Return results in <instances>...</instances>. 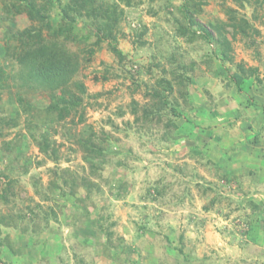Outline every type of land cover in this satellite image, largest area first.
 <instances>
[{
  "label": "rangeland",
  "instance_id": "obj_1",
  "mask_svg": "<svg viewBox=\"0 0 264 264\" xmlns=\"http://www.w3.org/2000/svg\"><path fill=\"white\" fill-rule=\"evenodd\" d=\"M6 1L14 0H0V66L12 89L0 92V194L12 184L0 201L8 219L0 222V264H264V10L256 19L252 5L204 0L189 39L177 32L190 26L183 0H100L124 11L112 41L123 56L78 26L67 47L80 58L83 106L37 131L58 147L54 162L30 137L37 132L18 101L21 94L25 104L47 106L50 93L18 88L20 65L4 60L7 34L32 25L26 15L7 19ZM228 9L260 35L233 39L226 27L234 61L223 64L213 26L228 21ZM49 15L58 22L62 11L54 5ZM239 65L258 77L238 84ZM162 78L172 82L178 115L167 108L146 120ZM10 118L19 126L8 128ZM91 129L107 154L97 175L78 144Z\"/></svg>",
  "mask_w": 264,
  "mask_h": 264
},
{
  "label": "trees",
  "instance_id": "obj_2",
  "mask_svg": "<svg viewBox=\"0 0 264 264\" xmlns=\"http://www.w3.org/2000/svg\"><path fill=\"white\" fill-rule=\"evenodd\" d=\"M41 1H44V3L41 2L42 4H40L39 0H14L12 3L6 1L3 8L4 12L7 13V19L26 15L32 23L31 26L25 28L19 34H7L8 44L3 50L4 60H13L20 65L17 73L18 88L29 92L34 90L35 92L45 91L50 93L51 104L47 106H30L24 103V98L20 93L18 95V101L23 105L25 113L29 114L28 118L32 121L31 126L36 132L39 130V125L46 126L56 121L61 122L72 113L78 114L83 106L82 96L87 93V88L83 83L75 81V77L80 71V58L67 47L68 42H75L78 39L79 34L75 31L80 24H86L88 29L95 31L99 37L97 44L110 41L109 44L114 54L120 57L123 56L117 45L112 43L113 40H117L116 28L124 14V11H119V6L116 3L110 4L100 0H66L67 3L64 5L65 0ZM122 2L127 6H132L135 0H122ZM234 2L240 8H245L247 5L255 7L254 18L256 19L259 18V10H264V0H234ZM205 3L204 0H183L180 11L190 26L179 24L177 32L180 36L191 37L189 39L196 38V32H193L190 27L200 26L195 22V14L201 12V8ZM54 5H58L62 11V16L58 19V22L53 21L54 19L50 15L48 18V11ZM227 17V22L213 26L220 37L218 45L223 64L234 61V58L230 56L231 42L227 36L229 32L226 31V27L232 28L230 34L233 39L238 36L243 39H252L255 35H260V31L245 15H241L239 10L228 9ZM45 31L49 32L50 36L46 37ZM203 31L206 39L210 40L213 37L212 33L206 31L205 28ZM88 38H90V32ZM93 53L94 50H91L90 54ZM248 75L258 77L257 69L250 68L247 70L243 65H239L238 72L234 74V79L238 84H241ZM9 78L10 76H5V71L0 66V92L12 89V85L8 83ZM158 85L163 86V89L161 91L155 88L149 94L155 102L152 106L145 107L143 118L146 120H153L155 117L160 119L161 112L167 108L178 115L177 108L172 105L169 99L170 94L173 92L172 82L162 78L158 80ZM132 113L138 114L136 103L133 105ZM84 119L82 114L80 121L83 122ZM19 124V118H10L5 122L8 128H16ZM31 136L42 154L51 158L54 162L60 160L58 147L46 133H35L31 130ZM100 139L92 129L83 133L78 139V144L85 152L84 159L91 167L92 173H96V175L103 170L102 160L107 155L104 140ZM86 180L84 179L85 184L83 186L90 193V189L94 184ZM11 184L4 189L3 194H0V201L8 200V190L11 188ZM75 187H77L76 182L72 185L73 190L70 192L74 197L76 196ZM96 187L98 186L96 185ZM62 195L65 196L66 192H62ZM77 200L80 201L81 199L76 198ZM76 204L74 205L76 206ZM6 219L0 217V222L4 223Z\"/></svg>",
  "mask_w": 264,
  "mask_h": 264
},
{
  "label": "crops",
  "instance_id": "obj_3",
  "mask_svg": "<svg viewBox=\"0 0 264 264\" xmlns=\"http://www.w3.org/2000/svg\"><path fill=\"white\" fill-rule=\"evenodd\" d=\"M260 163L264 165V155L262 156V161H260Z\"/></svg>",
  "mask_w": 264,
  "mask_h": 264
}]
</instances>
